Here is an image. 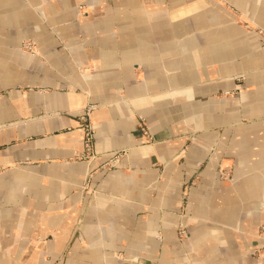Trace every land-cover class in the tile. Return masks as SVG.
Listing matches in <instances>:
<instances>
[{
	"label": "crops",
	"instance_id": "obj_1",
	"mask_svg": "<svg viewBox=\"0 0 264 264\" xmlns=\"http://www.w3.org/2000/svg\"><path fill=\"white\" fill-rule=\"evenodd\" d=\"M238 14L264 30V0H0V264H259L264 37Z\"/></svg>",
	"mask_w": 264,
	"mask_h": 264
},
{
	"label": "rangeland",
	"instance_id": "obj_2",
	"mask_svg": "<svg viewBox=\"0 0 264 264\" xmlns=\"http://www.w3.org/2000/svg\"><path fill=\"white\" fill-rule=\"evenodd\" d=\"M85 8V7H84ZM84 8H83V6H82V8L80 9L79 8V10H81L82 12H83V10H84ZM234 12L236 13H238V11L237 10H235L234 9ZM241 15V14H240ZM236 22H238L239 24H241L244 28H246V29H248V30H256V31H258L263 37H264V30L262 29V28H260L255 22H253V21H251V20H249V19H241L240 18V16H239V14H238V17H237V19H236ZM21 51L23 52V53H25V54H27V55H32V56H34V55H38V51H37V46H36V43L33 41V40H31V39H26V40H23V42H22V44H21ZM34 51H35V53H34ZM88 70V69H87ZM84 71V69H81V72H83ZM90 105H92V104H90ZM89 106V105H88ZM87 107V106H86ZM83 109V108H82ZM92 112H93V110H92ZM82 113L83 112H81V110H79L78 112H77V118H78V121H79V126H80V128H81V133H83V131H82V129H83V126H85V125H87V124H92L93 126H94V128H95V130H96V127H95V123H94V120H93V116H92V113H91V115H90V117L89 116H87V117H83V115H82ZM143 117V119H145L144 120V122L147 124V126L149 127V125H148V122H147V119L144 117V116H142ZM140 122H141V119H140V117H139V128H140ZM143 122V121H142ZM150 128V127H149ZM150 131H151V129H150ZM82 135V134H81ZM95 137H96V135H95ZM156 139V138H155ZM83 141V140H82ZM95 141H96V138H95ZM157 140H155V141H153L152 143H155ZM151 143V144H152ZM122 153V155H121V158H119L118 160H115L116 158H115V155L117 154V153ZM95 153H96V155L98 156V153L96 152V142H95ZM127 155V152L126 151H117V152H114L112 155H111V157L108 159V161H106L101 167H114V166H116L119 162H120V160H122L125 156ZM97 156H96V158H97ZM95 158V159H96ZM94 159V160H95ZM108 162V164L106 165V163ZM233 172H234V165H225V166H222L221 168H220V176H221V178H223V179H225V178H229V177H231L232 176V174H233ZM222 173H226V174H224V176H222L221 174ZM90 182V181H89ZM88 182V183H89ZM184 225V224H183ZM181 227V225L179 226V228ZM184 228H185V226H184ZM185 230H186V228H185ZM187 231V230H186ZM188 235V232H187V234L184 236V237H186ZM259 235H261V236H264V224H262V226L260 227V232H259ZM179 236H180V234H179ZM181 238H184V237H182V236H180ZM254 255L258 258V259H260V261H258L259 262V264H264L263 262V260H264V246H260L259 244H257V245H255V250H254Z\"/></svg>",
	"mask_w": 264,
	"mask_h": 264
},
{
	"label": "built area",
	"instance_id": "obj_3",
	"mask_svg": "<svg viewBox=\"0 0 264 264\" xmlns=\"http://www.w3.org/2000/svg\"><path fill=\"white\" fill-rule=\"evenodd\" d=\"M82 8V6L80 7V9ZM80 12H82L80 10ZM35 53V51H34ZM84 73V72H82ZM95 105H89L87 107H84L81 112L83 117H87L91 115L92 110L95 108ZM141 122H140V131L141 134L144 138V143L145 144H150L153 141H155L156 137L154 136V134L150 131V128L147 126V124L144 122L145 119H143L142 116H140ZM143 121V122H142ZM83 133H82V140H83V150L81 152H76V154L74 155V159H80V160H85L88 163L92 162L95 158H96V153H95V135H96V130L94 128V126L91 124H87L85 126H83L82 129ZM122 153H117L115 155V160H118L119 158H121ZM108 164V162L106 163V165ZM224 174L226 173H222L221 175L224 176ZM93 176V172L89 171L87 176H86V182L84 187L88 188L89 184L88 182L90 181L91 177ZM179 234L180 236L184 237L187 234V231L184 228V225L181 224V227L179 228ZM160 237V235L158 236Z\"/></svg>",
	"mask_w": 264,
	"mask_h": 264
}]
</instances>
